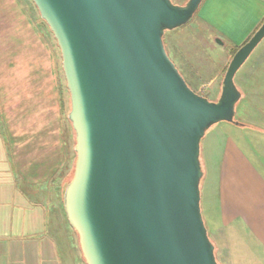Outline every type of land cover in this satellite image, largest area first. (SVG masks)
Listing matches in <instances>:
<instances>
[{
  "label": "water",
  "instance_id": "obj_1",
  "mask_svg": "<svg viewBox=\"0 0 264 264\" xmlns=\"http://www.w3.org/2000/svg\"><path fill=\"white\" fill-rule=\"evenodd\" d=\"M201 1L32 0L69 93L76 158L62 200L85 264H218L200 211L199 143L214 123L239 125L233 77L264 37V20L209 100L162 41Z\"/></svg>",
  "mask_w": 264,
  "mask_h": 264
},
{
  "label": "crops",
  "instance_id": "obj_2",
  "mask_svg": "<svg viewBox=\"0 0 264 264\" xmlns=\"http://www.w3.org/2000/svg\"><path fill=\"white\" fill-rule=\"evenodd\" d=\"M22 5L0 0V264H85L63 208L67 128L56 53L45 28L34 26L40 16ZM199 7L198 24L230 47L264 20V0ZM256 49L238 68L235 104L238 122L252 126H214L218 156L212 167L202 163L210 199L203 219L218 264H264V43Z\"/></svg>",
  "mask_w": 264,
  "mask_h": 264
},
{
  "label": "rangeland",
  "instance_id": "obj_3",
  "mask_svg": "<svg viewBox=\"0 0 264 264\" xmlns=\"http://www.w3.org/2000/svg\"><path fill=\"white\" fill-rule=\"evenodd\" d=\"M24 4L21 9L24 14H34L38 18L39 13L32 2V0H17ZM175 4H184L186 0H171ZM199 8L196 13L183 25L170 30H164L162 35V41L167 55L174 63L175 67L187 83V85L196 93L207 97L209 100H216L221 89L222 78L224 75V69L227 67L229 60L231 59V50L229 42L223 39L220 35L211 30L210 26H204L198 24L196 16L198 15ZM222 25V24H221ZM34 26L38 29L45 28V32L49 35L51 46L56 53V69L57 77L60 86V104L62 109V118L64 119L65 126L67 128V141H66V160H67V177L68 182L74 168V162L76 154L73 146L74 130L71 127L70 121L67 118V113L70 108L69 93L66 88V82L61 67V55L56 40L49 30L45 22L39 18L34 21ZM220 39L223 43L218 44L215 39ZM263 39V38H262ZM261 39V40H262ZM256 45L257 49L262 46L264 39ZM256 49V50H257ZM255 50V51H256ZM254 51V52H255ZM252 54V55H250ZM244 62L250 63L254 53H250ZM243 62V63H244ZM239 69L235 72L233 81L237 85V74ZM249 101V100H248ZM236 107V105H235ZM243 108L242 105H240ZM239 112V111H238ZM242 113H237L235 110L234 120L241 119ZM241 117V118H240ZM226 121H219L211 125L202 136L199 143V160L202 167V163H208L209 167H212L213 162L218 156V139H220L213 130L217 124H226ZM222 138V137H221ZM207 146V148H206ZM203 170V168H202ZM203 177V174H202ZM200 178V211L202 218L206 211V204L210 199L208 192L205 191V187H202L203 178ZM65 182V183H66ZM211 188V185H210ZM63 191V190H62ZM210 196H211V190ZM204 222V219H203ZM205 224V223H204ZM206 227V225H205ZM231 247V246H230ZM240 258V256L238 257ZM237 258V259H238ZM217 261V260H216ZM237 263V260H236ZM247 262H245L246 264ZM241 264V263H237ZM251 264H254L253 262Z\"/></svg>",
  "mask_w": 264,
  "mask_h": 264
},
{
  "label": "trees",
  "instance_id": "obj_4",
  "mask_svg": "<svg viewBox=\"0 0 264 264\" xmlns=\"http://www.w3.org/2000/svg\"><path fill=\"white\" fill-rule=\"evenodd\" d=\"M196 11H197V10H196ZM196 11L193 13V15L196 13ZM193 15H192V16H193ZM261 23H262V22H261ZM261 23H260V24H261ZM258 27H259V26H258ZM258 27H257V28H258ZM257 28H256V29H257ZM256 29H255V30H256ZM255 30H254V31H255ZM252 34H253V33H252ZM252 34H251V35H252ZM251 35H250V36H251ZM250 36H249V37H250ZM249 37H248V38H249ZM248 38H247V39H248ZM238 47H239V46H235V45H234V46H231V48H230V50H231V56H232V55L234 54V52L238 49ZM225 70H226V67H225L224 71H225ZM239 125H243V126H252V125H250V124H246V123H242V122H239ZM71 177H72V174H71L70 178H71ZM70 178H69V180H70ZM69 180H68V181H69Z\"/></svg>",
  "mask_w": 264,
  "mask_h": 264
}]
</instances>
